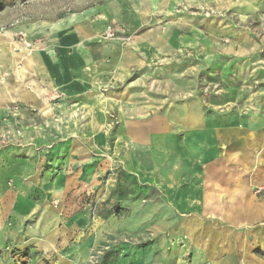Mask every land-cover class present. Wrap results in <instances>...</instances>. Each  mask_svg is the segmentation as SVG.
<instances>
[{"label": "rangeland", "instance_id": "rangeland-1", "mask_svg": "<svg viewBox=\"0 0 264 264\" xmlns=\"http://www.w3.org/2000/svg\"><path fill=\"white\" fill-rule=\"evenodd\" d=\"M187 1L171 29L103 18L109 0H0V47L17 65L90 49L44 110L0 114V212L21 211L20 225L0 218V264H220L233 251L264 264V225H228L250 192L264 196V172L249 186L264 165V0ZM156 24L175 54L107 79L102 63ZM195 204L204 225H180Z\"/></svg>", "mask_w": 264, "mask_h": 264}, {"label": "crops", "instance_id": "crops-1", "mask_svg": "<svg viewBox=\"0 0 264 264\" xmlns=\"http://www.w3.org/2000/svg\"><path fill=\"white\" fill-rule=\"evenodd\" d=\"M188 4L187 0H109L105 10H101L99 15L106 19L127 20L138 27L148 22H165L167 28L169 26V28L175 29L183 22ZM120 28L121 31L124 30V27ZM149 29L146 33H141L136 37L134 45L123 48L121 51H113L111 62L108 64L102 63L101 68L107 75V79L116 82L124 81L130 75L133 67L163 65L161 61L163 55L175 54L176 49L172 48L171 45H166V42L170 44L171 42L163 41L164 37L174 38L176 36L175 32L167 29L164 33L163 29L160 30L157 24ZM89 50L85 46H62L58 51V59L53 61L50 58V52L46 53L45 50L37 49L30 55L26 52L20 65H17L12 53L0 47V114L18 104H20L19 112L23 115L29 114L30 109L44 110L45 103L49 98L45 97V90L48 89V92H51L54 86L63 90L64 88L71 90L70 88L73 87L76 77L75 69H78L75 63V55ZM185 115L187 117L188 113ZM179 116L184 115L179 114ZM228 142L227 151L229 154L241 151L240 147L243 143H240L239 140L233 144L230 141ZM255 169H257L256 174L250 177V189L254 185L252 181H262L260 178L261 173L264 172V165L254 164L253 170ZM247 199L246 204L236 205L235 209H231L232 207L228 203L225 205V214L232 210L233 213L238 215L235 217V222L228 225H264V196L257 197L250 192ZM195 207L194 214H192L189 221L180 225H204L197 216L203 214V210L198 209L197 204H195ZM7 210L13 225H20L21 211L18 203H13V207L11 203V206L4 209V213L0 212L3 215L0 217L1 219L4 218ZM181 211L184 212L185 210L181 209ZM220 222L211 225H224ZM242 222L246 224H241ZM237 260L236 253L233 251L222 258L220 264H236Z\"/></svg>", "mask_w": 264, "mask_h": 264}, {"label": "built area", "instance_id": "built-area-1", "mask_svg": "<svg viewBox=\"0 0 264 264\" xmlns=\"http://www.w3.org/2000/svg\"><path fill=\"white\" fill-rule=\"evenodd\" d=\"M115 27L111 24L106 25L105 29H104V36L105 37H111L114 36L115 34Z\"/></svg>", "mask_w": 264, "mask_h": 264}]
</instances>
